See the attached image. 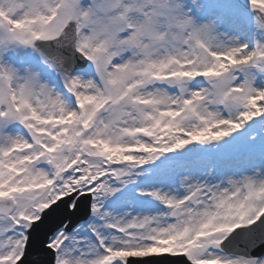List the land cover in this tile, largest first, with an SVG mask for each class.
<instances>
[{
	"label": "rangeland",
	"instance_id": "1",
	"mask_svg": "<svg viewBox=\"0 0 264 264\" xmlns=\"http://www.w3.org/2000/svg\"><path fill=\"white\" fill-rule=\"evenodd\" d=\"M224 1L85 0V4H82L81 0H63L66 4L59 24H62L63 21L65 24L70 17L78 15L80 17L79 25H81L82 29L79 42L81 45L92 44L95 46L108 41L110 44L113 43V45L117 46V48L112 47L111 53L102 52L97 57L98 70L95 75H98L102 81L99 84L93 79L90 81L95 88L91 93L96 94L93 101L84 99V102L80 99L83 102V107L87 108L84 114H76L75 107L59 95L60 92L55 88V84L48 78L42 77L34 66L26 64L30 63L31 58L35 59V61H42L43 59L48 70L54 73L53 76L61 78L65 86L71 87L69 86L71 79L67 78L65 74L60 75L54 69L55 66L36 51L37 49H34L32 45L26 47L19 43L5 42V45H2L1 43L3 42L0 41V67L4 58H6L4 55L6 51H11L18 59L25 62V64L22 62L21 68H18L13 63L7 64V66L10 65L9 67H11L8 71L9 78L13 75L16 90H19L22 96L19 101L24 108V113H28L29 110H34L35 108L41 112V117H47V115L57 116L62 112L60 118H63L66 123H59L61 128H58L59 131L57 132L60 134L62 141L67 143L57 156L49 157L48 160H45L47 164H45V161L42 164H24L22 161L24 158L19 159L16 157L5 161L0 160V170L6 174L7 168L4 167L5 164L15 169L26 168L27 171L23 177L14 178L13 183L17 187L29 185L30 183H44L51 179L55 171L60 170L63 173V179L65 178L62 186L65 183L68 184L62 188H59V185L50 194L52 197L67 191L69 188H66L70 183V188L73 187L74 183L77 182L75 178L77 176L81 177L83 173L88 174L89 170L93 169L91 174H99L101 176L98 180L100 184L96 188H99L102 194L96 197L93 215L89 222L85 223L86 226H89L83 227L85 225L83 224L79 227V229L83 227L81 229L80 242L77 238L79 233H76L73 237V242L64 245L58 255V264H98L99 259L104 254L108 255L106 249L109 247L118 251L116 254H111L117 255V258H121L122 251L139 252L140 250V252H143L144 250L149 252L152 249V251H186L192 259L199 261L213 259L222 260L224 263L230 261L231 264H246V262L240 261L241 259L227 257L216 248L219 247L218 240L225 235L233 224L241 219L247 221L264 205V194H261L263 195L262 197L259 196L260 198L253 200V192L247 186L248 181L243 184L241 189L230 187L231 184L229 182L221 184V187L224 186L225 188L224 196L227 198V200L225 199L226 202L234 203V205L235 203H241L242 208L247 207L245 198L248 197V200L250 199L251 204L248 207L253 209L247 211L248 214L243 213L240 216V213L233 210L231 212L227 211V209L220 211L222 208H220L219 203L223 200L219 201L217 190L215 191L213 187L214 184L210 185V183L205 182V180L209 181V178L205 179L203 177V187L205 185H210L211 187L201 191L198 196L195 194L193 198H190V202L181 208L182 216L178 219H183L186 216L187 209L194 208L198 211L204 205H207V212H210L211 215L217 216L218 213H221V215L217 220L214 217L211 219L204 218L208 221L203 222V224H208L211 229L220 225H230L226 227L227 231L223 235L204 239H190L200 230L199 234H205V231L200 228L198 223H186L185 227L171 226V224H174L173 221L178 219L172 221L173 210L168 211L161 198L158 197V195L168 197L173 202H176L177 199H182L183 195L180 193V188L185 187L187 184L179 179L175 180L174 185H172L177 189V196H171L170 191L164 192L161 189H153L152 186H144L142 187L143 191L155 190V192L150 196L142 197L130 193L123 198L120 206L112 205L104 208L105 205L102 204L111 192L116 193L130 181L141 178L140 173L142 172L138 170L141 168L137 169L136 166V164H140V161L137 160L132 164L129 161L132 155H137V158L142 155V163H144L145 159H148V154H144L146 153L144 147L149 145L152 134L164 133L170 138L169 143L176 147L182 144L186 145L194 139L203 144V135L200 134L206 125L212 122L222 121V128L226 129L225 132L233 130L230 134H234L235 139L231 137L218 142L212 140L204 143L203 145L208 153L206 151L204 160L202 155V163L203 161L208 163V161L212 160L208 154L215 153L214 150H219L222 154L227 155L238 153L240 156L236 157L238 160L234 163L235 169L233 171L227 170L226 164L223 166L217 164V167L224 168L225 176L234 172L238 173L241 171V167L252 168L253 171L256 168H262L264 174V135L261 133L264 128V121L259 122L257 118L247 121V117H252V113L257 115L261 107L264 109V61H259L254 57V55L264 57V29H260V26H258L260 25L259 20L255 16L242 12L244 11L243 9L237 6L234 7L229 0ZM55 2L56 0H0V3L5 6L23 8L19 17L27 15L26 12L32 15L38 11L48 13ZM89 3H94L95 6L93 7ZM212 7H218L220 10L228 9L233 14L231 16L237 15L235 22L227 23L222 17L209 15ZM146 9L148 14L145 13ZM238 11L242 13V16L237 13ZM99 15L102 16L101 19H97ZM124 25H134L139 30L135 34L132 33L128 37H121L118 42H115V38L124 29ZM163 25L170 28L166 37L161 35L164 32ZM214 31L218 33L216 36ZM138 37L143 38L145 43L147 42L145 54L157 66L168 61L167 59H158L161 54L169 59L170 57L175 59L174 56H177L180 60H186L185 62L192 58L201 57L203 58L201 66H205L207 59L212 62L219 54L228 53L232 55L233 53L236 58H234L236 61L234 67H237L239 72L227 73L228 78L217 81L214 85L212 83H203V85L195 88L192 87L188 80L164 82L165 85L154 84V79L148 80L147 69H145V72L142 70L146 67V60L133 67L132 61L136 58L131 56L129 52H137L131 44ZM221 37H223V40H220ZM156 38H161L160 42L150 44V40H156ZM172 41H175V43L171 44ZM168 47H171V50L165 52ZM155 49L160 50L157 51ZM201 52H203V56L200 55ZM88 53L92 55L90 52ZM253 59L256 62L249 64L246 68L241 66L247 65ZM240 60H243L244 64H240ZM125 64L127 66L131 64V67L129 66L125 70L123 68ZM155 64L151 65L152 69L155 68ZM222 64L226 65V62H222ZM104 66L110 69L109 74L103 71L105 69ZM181 66L182 64L169 70L180 69ZM14 73L16 74L14 75ZM142 73L143 77L140 76ZM0 77H3L1 71ZM0 81L2 82L0 83V103H6L4 80L0 78ZM209 81L212 82L213 80L210 79ZM161 87L166 89H161ZM106 89L107 92L104 94L112 97L113 104L108 105V109L105 112L94 114L95 109L93 110V108L104 98L103 92ZM53 91L59 95L62 111L59 110L61 108L58 104L46 109L45 100L53 96ZM196 91L199 93L197 97L193 94ZM30 95L32 96L29 98ZM120 95H125L126 100L123 98L118 104H114L116 98ZM27 99H32L38 106L32 105L35 108H30L27 106ZM9 108L10 105L8 104L7 109ZM13 118L15 119L14 123H17L19 118L15 115H13ZM239 119L242 121L235 130L227 125L228 121ZM71 120L72 122H70ZM90 123H95L96 126L89 129ZM62 125H67V127ZM83 128L84 130H82ZM2 129L4 130V127ZM2 129L0 127V131ZM55 130L53 129V132ZM169 131L173 133L167 135L166 133ZM5 140L6 138L0 132V154L5 153L12 144L22 141L8 144ZM53 140L52 136L48 137L49 143H53ZM258 152H261V155ZM111 154L116 155L111 157ZM79 155L88 164L82 165V163L79 164L78 162L71 164ZM126 157H129V160L126 162L128 165H123L124 168L133 170L135 173L130 175L129 179L126 177L125 180H123L125 176L120 175V179L116 181V179L112 178L114 171H112V167L109 168L107 166L105 159L114 162L112 159ZM19 162L21 164H18ZM195 167L196 165L191 166L193 169ZM123 169H116L118 178L120 171ZM223 170L217 172L216 176L214 175L213 183L220 176H223L220 173ZM176 171H179L182 176L197 173V171H188L187 169ZM253 171L243 169L242 174L251 178L250 174H255ZM85 174V178H80L82 183H87L89 180V177L85 176ZM147 177H149L148 173L142 174L143 180H163L160 177L154 179H147ZM262 177L264 178V176ZM244 186L246 188H243ZM263 189L264 186L262 187ZM41 192L43 191H39L37 194L29 193L28 195L19 196L18 204L20 207L13 215L14 219L21 211H29L32 215L37 214L41 205L49 200V197H39L42 194ZM132 196L137 199L151 198L158 204V208L154 212H149L145 209L144 211L148 213L142 210L130 211ZM99 204H101V209L98 211L99 206L97 205ZM167 214L168 217L166 216ZM204 216L206 215L204 214ZM160 219L164 222H161ZM143 222L146 224L141 225ZM160 223L163 225L162 228L159 227ZM14 225L13 217L10 219L8 217H0V237H8L6 241L0 243V258L5 256L16 257L20 251L16 249L17 245L13 243L14 240H16L18 245H21L26 239L25 236L16 237L15 234L21 231L25 235L28 225L24 231L13 229ZM89 227L95 229L103 238L104 242L100 244V247L96 245L97 242L91 236L94 230ZM181 232H186L184 233L187 235L185 240L190 239L187 245H182L181 240H173L164 244L157 242L155 244L156 239L158 241H167L169 237L177 236ZM62 235L63 233L58 235L59 239L62 238ZM90 243H92L91 246L94 250L99 251V253H86ZM153 244L155 245L152 246ZM94 256L95 260H91ZM84 258H87V260L84 261ZM116 261H112V264ZM117 262L118 264L120 263L119 261Z\"/></svg>",
	"mask_w": 264,
	"mask_h": 264
},
{
	"label": "bare ground",
	"instance_id": "2",
	"mask_svg": "<svg viewBox=\"0 0 264 264\" xmlns=\"http://www.w3.org/2000/svg\"><path fill=\"white\" fill-rule=\"evenodd\" d=\"M220 40H223V37H221ZM56 101H57V99H55L54 96L49 97L48 100H45V103L47 104L46 109L51 108L53 104L57 103ZM35 105H37V104L35 103ZM204 168L207 169V167H204ZM206 175H209L208 177H210V178L214 176L212 174H207V173H206ZM175 179H180V180H182V181L187 183V186L182 188L183 191H184V194H191V193L198 194L199 192L202 191L203 186L201 184L197 185V184H194V183L197 182V179H199L200 181L203 180V168L200 170V175H198V176L192 174L191 176H186V177L181 176L180 177L179 175H177L175 177H171L170 181L167 180V179H165V180H156L155 182L154 181H149V180H144V182L142 183V187H144V186H152L153 189H161L164 192L170 191V195L171 196L172 195L177 196L178 195L177 189H175V187H173L172 183H171L172 181L175 182ZM220 183H221V180L216 181L213 187L215 188V190H217L219 192H222V187L220 186ZM259 187H260V185L254 186V191L253 192L255 194L257 193ZM224 193H225V191L218 195V199L219 200L225 199ZM228 204L230 206H234V208H236V206H237V203H235V205H234V203H228ZM126 208H128V207H126ZM157 208H158V204L156 202H154L153 199H151V198L137 199V198H134L132 196V202H131V205H130V210H142V211H144L146 209L149 212H154L155 209H157ZM144 212L148 213L147 211H144ZM201 219H203V218H202L201 214L198 211H194L192 209H189L187 211V213H186L185 218L183 220L182 219L178 220L177 221L178 223H175V224H177L178 226L184 225L186 223H194V224L199 223L200 225H202ZM160 220L162 222H164L162 219H160ZM145 224L146 223L141 224V225H145ZM90 249H91L92 252L95 251L91 246H90ZM78 259H80V258H78Z\"/></svg>",
	"mask_w": 264,
	"mask_h": 264
}]
</instances>
